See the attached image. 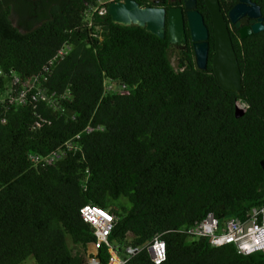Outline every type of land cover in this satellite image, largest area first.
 I'll return each instance as SVG.
<instances>
[{"label": "trees", "instance_id": "16d2710c", "mask_svg": "<svg viewBox=\"0 0 264 264\" xmlns=\"http://www.w3.org/2000/svg\"><path fill=\"white\" fill-rule=\"evenodd\" d=\"M252 1L264 24V0ZM94 4L0 0V264H88L86 203L116 217L108 240L121 250L163 233L164 260L143 249L124 264H264L262 250L243 254L179 230L207 212L224 220L264 205V29L232 38L243 85L235 94L212 72V30L205 69L192 51L174 66L166 37L115 23L107 11L88 25ZM197 7L211 26L204 0ZM63 43L70 50L38 79L59 107L33 101L31 90L24 104L9 103L11 70L30 80ZM104 81L114 88L105 92ZM238 102L247 106L236 117ZM78 132V149L32 166L31 153ZM97 255L104 264V245Z\"/></svg>", "mask_w": 264, "mask_h": 264}, {"label": "built area", "instance_id": "2783aa9c", "mask_svg": "<svg viewBox=\"0 0 264 264\" xmlns=\"http://www.w3.org/2000/svg\"><path fill=\"white\" fill-rule=\"evenodd\" d=\"M110 1L113 0H95V4L86 9L85 17L88 19V25L91 24L92 14L94 12L104 14L106 12V6ZM69 50L70 45L63 43L56 53L41 67L39 73L28 81H22L19 76L11 70L12 78L8 90V102L24 104L31 90L30 98L33 101L41 99L44 100L48 106L57 109L59 107L58 94L55 91H48L40 84L38 79L56 59L63 58ZM17 85L18 88H16ZM113 88L114 86L112 83L104 81L105 92ZM68 94V91L62 93L60 98H64ZM238 104L244 109L247 106L244 102H238ZM34 126H40V122L36 120ZM100 128V126L96 127V129ZM93 129L94 128L90 125L84 128L87 132ZM79 136L80 132L75 133L65 140L58 148L47 154L40 155L31 153L29 159L32 166L37 167L52 164L61 157L64 150L78 149L77 140ZM80 216L83 221L91 226L94 235V241L89 244L92 250H87L88 264H102L97 255L98 248L101 245H104L108 252V258L104 264H124L143 249H146L153 262L159 263L164 260L165 242L162 238V232L156 233L150 240L146 241L141 246L126 244L121 250L108 240L109 233L116 221V217L107 209L96 204L86 203L80 208ZM179 230L188 234L190 237H205L208 239L209 243L214 246L232 244L243 254L261 250L264 251V205L251 207L241 217L231 216L224 220H219L212 212H207L192 226Z\"/></svg>", "mask_w": 264, "mask_h": 264}, {"label": "water", "instance_id": "95a60500", "mask_svg": "<svg viewBox=\"0 0 264 264\" xmlns=\"http://www.w3.org/2000/svg\"><path fill=\"white\" fill-rule=\"evenodd\" d=\"M162 2L163 0H153ZM186 8L187 25L193 41V52L196 67L205 69L208 60V28L202 14L195 8V0H183ZM209 12L213 30V49L211 57L212 72L220 87L241 94L243 85L241 71L232 44L226 19L220 9L219 0H204ZM111 20L121 25H137L155 34L159 38L165 37L164 19L167 21V40L176 43L184 38V22L181 8L170 7L167 10L161 6L139 5L136 0H113L106 6ZM228 16L238 27V35L244 38L252 33L264 29L260 7L251 0H239L229 11ZM250 17V24L247 19ZM240 18V20H239ZM244 113V108L238 103L235 106L236 117ZM264 169V162H261Z\"/></svg>", "mask_w": 264, "mask_h": 264}, {"label": "flooded vegetation", "instance_id": "af4514ba", "mask_svg": "<svg viewBox=\"0 0 264 264\" xmlns=\"http://www.w3.org/2000/svg\"><path fill=\"white\" fill-rule=\"evenodd\" d=\"M140 1L144 5L161 6V7L165 8V10H167L170 7H173V8H178L179 7V8H181L182 18H183V22H184V38L183 39H180L176 43H169V45H170L169 52L171 50V52L173 53V56L175 57V60H177L178 57H180L181 55L187 54L190 51L193 52V41L191 40L190 32H189L188 25H187V17H186V11L187 10H186V8H184L183 0H163L162 2H154L153 0H140ZM238 2H239V0H219L220 9H221V11H222V13H223V15H224V17L226 19L231 40H232L233 36L234 37L235 36L236 37H239V35H238V28H240V27H242L244 25L243 22H240L239 26L237 27L235 25V23L232 22L230 20L229 16H228V11L235 4H237ZM195 4H196L195 8L200 12V10L197 7V0H195ZM141 6H143V5H141ZM202 16H203L204 22H205V24H206V26L208 28V44H209V47H208V60H209V57H210L209 56V49H210V30H212V25L211 26H208V23H206L205 16L203 14H202ZM250 19L251 18L248 17L247 24H250ZM239 20H240V18H239ZM210 23H211V20H210ZM164 29H165V37L167 38L168 28H167V21H166V19H164ZM212 36H213V30H212ZM212 47H213V45H212ZM213 53H214V51L212 52V55H213ZM193 57H194V52H193ZM208 60H207V64H208ZM210 64H211V60H210Z\"/></svg>", "mask_w": 264, "mask_h": 264}, {"label": "rangeland", "instance_id": "374dc122", "mask_svg": "<svg viewBox=\"0 0 264 264\" xmlns=\"http://www.w3.org/2000/svg\"><path fill=\"white\" fill-rule=\"evenodd\" d=\"M12 22H13V24H16V19L14 17H12ZM169 57H170V60H171L172 64L175 66L176 65V60H175V57L173 56V53L171 52V50L169 52ZM87 250L88 251L89 250H92V247L89 245L88 248H87ZM25 263L26 264H34V262H33V260H32L31 257H29L28 259H26V262Z\"/></svg>", "mask_w": 264, "mask_h": 264}]
</instances>
